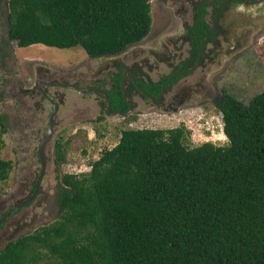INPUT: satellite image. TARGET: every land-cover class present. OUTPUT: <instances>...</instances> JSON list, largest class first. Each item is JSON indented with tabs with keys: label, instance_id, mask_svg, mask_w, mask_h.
<instances>
[{
	"label": "trees",
	"instance_id": "16d2710c",
	"mask_svg": "<svg viewBox=\"0 0 264 264\" xmlns=\"http://www.w3.org/2000/svg\"><path fill=\"white\" fill-rule=\"evenodd\" d=\"M149 13L148 0H0L2 42L116 56ZM217 109L222 146L186 147L180 127L120 131L87 173L59 177L56 220L6 243L0 264H264V91ZM9 169L0 159V181Z\"/></svg>",
	"mask_w": 264,
	"mask_h": 264
},
{
	"label": "rangeland",
	"instance_id": "374dc122",
	"mask_svg": "<svg viewBox=\"0 0 264 264\" xmlns=\"http://www.w3.org/2000/svg\"><path fill=\"white\" fill-rule=\"evenodd\" d=\"M158 5L155 0L150 4L149 35L156 29L155 6ZM6 27L3 20L2 25L0 24V41L5 38ZM147 39L148 37L144 38L136 48H153L154 40ZM8 46L11 53L3 59V64L2 57L0 58V117L3 119L4 128L3 134H0V159L9 162L10 169L6 179L0 181V217L9 207L31 194L39 175L37 146L45 133L49 114L54 107L52 104L51 108L38 93L37 83H46L54 77L59 81L80 79L90 84L88 80L96 76H99V80L95 82L103 83L104 76L113 77L117 69L123 70L125 66L132 64L130 57L133 52L130 49L135 47L130 45L121 55L101 60L89 59L79 47L55 49L32 45L18 48L14 42H9ZM246 51L248 53L244 59L249 62L241 58L235 59L227 77L219 82L217 79L209 83L215 92L221 87L230 97L242 103H247L253 96L264 91V40L262 45ZM122 55L125 56L121 57ZM146 58L144 51L139 57L140 64H145ZM105 86L109 85L105 83ZM34 89L38 92L33 91ZM55 90L56 92H52L47 88L44 91L51 94L50 102L54 101L55 95L60 97L58 102H54L57 104V111L53 116L52 135L44 146V174L33 200L16 210L1 225L0 250L6 243L31 235L42 226L54 222L58 214L55 193L59 177L62 174L87 173L89 164L97 160L104 150L112 148L118 141L120 131L124 129L167 130L180 127L185 132L183 144L189 148L206 142L214 146H222L227 142L221 132L220 113L211 106L204 112L195 110L192 116V111L182 109L179 114H161L157 111L150 113L149 110L148 115L123 119L109 115L106 118L104 96L103 102L99 99L96 102L91 100L92 108L90 114H87L85 108L88 105H82L85 98L75 97L74 101L78 106L76 109L71 106L72 97L78 94L75 87L70 85L68 95L59 88ZM136 113L141 114L142 111ZM55 144L60 147L59 154L64 159L62 163L54 162ZM33 264H41V261Z\"/></svg>",
	"mask_w": 264,
	"mask_h": 264
},
{
	"label": "flooded vegetation",
	"instance_id": "af4514ba",
	"mask_svg": "<svg viewBox=\"0 0 264 264\" xmlns=\"http://www.w3.org/2000/svg\"><path fill=\"white\" fill-rule=\"evenodd\" d=\"M155 1L159 4L158 7L155 6L156 29L150 35L149 31L144 37H148L147 41L154 40V47L146 50L136 48L144 38L132 44L131 47L135 46L134 49H130L133 52L130 57L132 64L125 66L123 70L117 69L118 71L114 73L113 77L107 76L106 78L104 76L103 83L95 82L99 80V76L88 80L92 85L95 82L93 86L80 79L59 81L52 77L46 83H37L39 92L35 89L33 91L38 92L52 108V103L56 100L58 102L60 97L55 95L54 101L50 102L51 94L44 91L48 88L52 92H56L55 89L59 88L64 91L65 95H68L67 91L71 85L75 87V92H78L72 97L71 106H74L75 109L78 106L74 101L75 97L85 98L82 105H88L85 108L87 114H90L92 108L91 100L102 101L104 96L105 103L102 102L105 104L104 117L106 118L109 115H115L122 119L130 116L148 115L149 110H151L150 113L157 111L161 114L167 112L179 114L182 109L188 112L192 111L193 114L190 113L192 116L195 110L202 112L206 109L209 110L208 106L219 112L217 104L220 102V98L229 95L221 87L218 92H215L209 83L217 79L219 82L227 77L235 59L241 58L249 62L244 59L248 53L246 50L263 44L264 0ZM148 3L151 4L152 0H149ZM8 44L3 43L1 39L0 58L2 57V64L4 63L3 59L11 53ZM144 51L147 54L146 62L140 64L139 57ZM108 57L100 59L104 60ZM256 58L258 59L257 56ZM105 83L109 86L106 87ZM93 106L96 105L93 103ZM139 110L142 111L141 114L136 113ZM198 119L202 120L203 118ZM0 121L3 124L2 117H0ZM53 124L54 120L52 119V127ZM45 134L46 130L42 138ZM44 148L42 157L45 168ZM36 155L40 166L37 151ZM36 183L37 179L28 197L9 207L0 217V228L10 215L33 200L38 191L33 193ZM15 207L17 209L8 214Z\"/></svg>",
	"mask_w": 264,
	"mask_h": 264
},
{
	"label": "water",
	"instance_id": "95a60500",
	"mask_svg": "<svg viewBox=\"0 0 264 264\" xmlns=\"http://www.w3.org/2000/svg\"><path fill=\"white\" fill-rule=\"evenodd\" d=\"M52 104H53L54 109H53V112L51 113V115L49 117V120H48V123H47L46 134H45L44 138H42V140H41V142H40V144H39V146L37 148V154H38V158H39V161H40V172H39V175H38V178H37V183H36V185L34 187L33 193H36V191L38 190V185H39L40 180H41V178H42V176L44 174V161H43V157H42V155H43L42 151H43V147H44L45 143L47 142V140L51 136V133H52L51 132L52 131V129H51L52 128V119H53V116H54L55 111L57 109V104H55V103H52ZM16 209H17V207L12 208L8 212V214L10 212H12V211H15Z\"/></svg>",
	"mask_w": 264,
	"mask_h": 264
},
{
	"label": "clouds",
	"instance_id": "9594fccd",
	"mask_svg": "<svg viewBox=\"0 0 264 264\" xmlns=\"http://www.w3.org/2000/svg\"><path fill=\"white\" fill-rule=\"evenodd\" d=\"M29 47V46H28ZM219 117H220V123L222 125V122H221V115L219 114ZM221 132H222V126H221Z\"/></svg>",
	"mask_w": 264,
	"mask_h": 264
},
{
	"label": "crops",
	"instance_id": "0c3cea01",
	"mask_svg": "<svg viewBox=\"0 0 264 264\" xmlns=\"http://www.w3.org/2000/svg\"><path fill=\"white\" fill-rule=\"evenodd\" d=\"M34 46H37V45H34ZM41 47H43V48H46V47H44V46H42V45H40ZM32 47V46H31ZM40 51H45V50H40Z\"/></svg>",
	"mask_w": 264,
	"mask_h": 264
},
{
	"label": "bare ground",
	"instance_id": "6f19581e",
	"mask_svg": "<svg viewBox=\"0 0 264 264\" xmlns=\"http://www.w3.org/2000/svg\"><path fill=\"white\" fill-rule=\"evenodd\" d=\"M34 46V45H33ZM31 47V46H30Z\"/></svg>",
	"mask_w": 264,
	"mask_h": 264
},
{
	"label": "built area",
	"instance_id": "2783aa9c",
	"mask_svg": "<svg viewBox=\"0 0 264 264\" xmlns=\"http://www.w3.org/2000/svg\"><path fill=\"white\" fill-rule=\"evenodd\" d=\"M222 126V125H221Z\"/></svg>",
	"mask_w": 264,
	"mask_h": 264
}]
</instances>
